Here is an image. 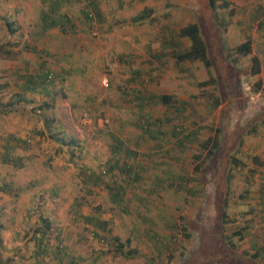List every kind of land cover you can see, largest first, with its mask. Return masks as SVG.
<instances>
[{
    "label": "rangeland",
    "instance_id": "rangeland-1",
    "mask_svg": "<svg viewBox=\"0 0 264 264\" xmlns=\"http://www.w3.org/2000/svg\"><path fill=\"white\" fill-rule=\"evenodd\" d=\"M228 1L0 0V264H264V0Z\"/></svg>",
    "mask_w": 264,
    "mask_h": 264
},
{
    "label": "trees",
    "instance_id": "trees-1",
    "mask_svg": "<svg viewBox=\"0 0 264 264\" xmlns=\"http://www.w3.org/2000/svg\"><path fill=\"white\" fill-rule=\"evenodd\" d=\"M209 3L211 5V7L213 9L216 10L217 6H222L224 8H228L229 11L228 13L230 15H232L234 13V9L232 7H230V1L228 0H209ZM89 5H91V7L89 8V10H85V17H87L88 19H91L92 17L95 16V12L99 14L97 5H96V0H88ZM94 9V10H93ZM149 16V14L147 13L146 15H140L137 16L135 20L140 21L141 19L145 18ZM215 18H219V15H217L216 11H215ZM42 20L46 23L48 22V16L47 13H43L42 15ZM59 22L57 21L56 18H52L49 21V24H58ZM222 24L223 22L219 20L218 24ZM5 24L7 26V30L9 29V31H13L14 28H12L11 26V22L8 20H5ZM178 35L180 37H187L189 39V44L187 47H185L183 50L177 51L174 53L175 59L177 62H184L185 60H200L203 65L205 66L207 73H208V77L199 81V84L201 85H216L217 83V78L214 76L213 72H212V59L209 55V51H208V44H207V40L206 37L204 35V33L202 32L200 25L198 22L196 21H190L185 23L184 25H182V27L179 29ZM229 50L234 51V53H238L239 55H246L251 53L252 51V38L251 37H246L244 40H242L241 42L237 43L235 46L233 47H229ZM250 71L251 73H258L261 70V59L260 57H258L257 55H252L251 56V63H250ZM51 72H44L41 76H42V81H46L50 79V75ZM30 80L34 81L32 79V77H29ZM259 82V81H258ZM28 86V85H27ZM164 96H162L161 98L163 99ZM46 102L43 101V104H45ZM211 141L210 143V148L207 149V154L210 155L212 153V150L217 146V136H213V137H207L202 141V146L206 147L207 143ZM70 142H73V140H70ZM119 143V141H118ZM112 154L115 155L118 151V145H114L111 148ZM229 166L231 169H233L234 167L240 166V164H242V160L234 153L230 154L229 159ZM113 164H116V160L113 162ZM200 167L199 164H195L193 169H198ZM111 198L114 201H118L122 198V196H120L122 194L121 188L119 187L118 189H111ZM226 205H225V210H226ZM224 215H227L226 212ZM227 219V218H226ZM45 225H47V227H49L48 223H45ZM1 227V224H0ZM243 227V226H241ZM237 228L236 230L233 231V233L238 234L239 238H242L243 236V228ZM44 235V233L42 234ZM42 237V236H41ZM121 251L123 248V243H121ZM164 246L162 245L160 247L161 251L163 252ZM124 254V251H122ZM262 252V250L260 251ZM258 253L255 252V255H257ZM128 255H131V253H129ZM145 264H154L152 262H146ZM159 264V263H158Z\"/></svg>",
    "mask_w": 264,
    "mask_h": 264
},
{
    "label": "built area",
    "instance_id": "built-area-1",
    "mask_svg": "<svg viewBox=\"0 0 264 264\" xmlns=\"http://www.w3.org/2000/svg\"><path fill=\"white\" fill-rule=\"evenodd\" d=\"M102 84H103L104 86H108V79H107L106 77H104V78L102 79Z\"/></svg>",
    "mask_w": 264,
    "mask_h": 264
},
{
    "label": "crops",
    "instance_id": "crops-1",
    "mask_svg": "<svg viewBox=\"0 0 264 264\" xmlns=\"http://www.w3.org/2000/svg\"><path fill=\"white\" fill-rule=\"evenodd\" d=\"M8 218H9V220H10V219H12L13 217H10V216H9ZM13 220H14V219H13ZM15 220H16V219H15Z\"/></svg>",
    "mask_w": 264,
    "mask_h": 264
}]
</instances>
